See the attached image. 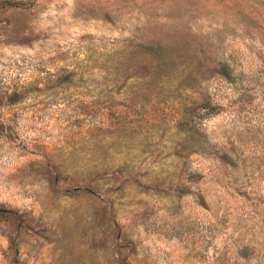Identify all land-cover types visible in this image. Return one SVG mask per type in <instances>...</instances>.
<instances>
[{
  "label": "rangeland",
  "instance_id": "1",
  "mask_svg": "<svg viewBox=\"0 0 264 264\" xmlns=\"http://www.w3.org/2000/svg\"><path fill=\"white\" fill-rule=\"evenodd\" d=\"M0 264H264V0H0Z\"/></svg>",
  "mask_w": 264,
  "mask_h": 264
}]
</instances>
